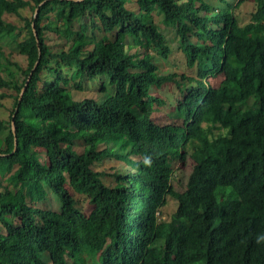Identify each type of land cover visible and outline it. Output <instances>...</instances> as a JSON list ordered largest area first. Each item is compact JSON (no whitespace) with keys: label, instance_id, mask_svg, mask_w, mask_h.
Instances as JSON below:
<instances>
[{"label":"trees","instance_id":"1","mask_svg":"<svg viewBox=\"0 0 264 264\" xmlns=\"http://www.w3.org/2000/svg\"><path fill=\"white\" fill-rule=\"evenodd\" d=\"M43 1L0 0V264H264V0Z\"/></svg>","mask_w":264,"mask_h":264},{"label":"rangeland","instance_id":"2","mask_svg":"<svg viewBox=\"0 0 264 264\" xmlns=\"http://www.w3.org/2000/svg\"><path fill=\"white\" fill-rule=\"evenodd\" d=\"M126 6L131 8V9H136V4L134 2V0H132L131 2H127ZM248 9L247 8H243V10L241 12H239V16L243 19H245L246 14H247ZM29 13V12H28ZM154 19L159 21V17L154 13L153 14ZM10 20L12 21V19L10 18ZM159 25L163 28L164 25L161 22H158ZM173 34V32L170 33L169 36H171ZM46 41L48 44L52 45L53 43H58V39L56 38V36L53 33H48L46 35ZM171 54L169 57L167 58H161L160 56H155L154 60H156V62L158 63L160 70L162 71H169V72H185L186 74L191 75V70L189 68H187L183 61H184V55L181 53L180 49L178 48L177 45V39H174L171 42ZM6 50L5 52L8 53L9 48L6 46ZM11 59H13V61H16L17 58L15 55H12ZM207 80H209L210 82L213 81L212 78L210 77H206ZM99 79L98 78H94L93 80L89 81L87 80V78H84V81L82 83L83 88L81 89V91H74L73 95L76 99H81V98H87V97H93L97 94V90H99L98 86H99ZM2 108H0V113L1 116L3 118H8V113L4 112L3 110H1ZM163 115V114H162ZM76 147L81 150V145H76ZM40 157H43L42 155ZM136 159V157H134ZM179 164L176 163L175 164V170L178 171ZM113 168V170H112ZM94 169L95 170H104L107 172H111V171H116V170H121V171H126L127 169H129L125 164H121L119 162H117L116 160H108L105 159L101 162H96L94 163ZM188 172V171H187ZM103 181L104 182H109L110 184H114V177H108V176H103ZM170 199V198H169ZM168 199V204L162 208L163 211V215L161 217H165V215H169V213H172L175 209L176 206V201L175 200H169ZM37 205L44 206V207H48V208H53V209H58L59 208V202L57 200V198L49 191L48 195L46 196L45 200L38 202ZM171 211V212H170Z\"/></svg>","mask_w":264,"mask_h":264},{"label":"water","instance_id":"3","mask_svg":"<svg viewBox=\"0 0 264 264\" xmlns=\"http://www.w3.org/2000/svg\"><path fill=\"white\" fill-rule=\"evenodd\" d=\"M44 1H46V0H44ZM43 2H41V3H43ZM36 11H37V8L35 10L34 16H36ZM25 87H26V83H25V86L21 89L20 96H21L22 92L24 91ZM11 128H12V131L14 133V146H16L17 145V140H16V136H15L14 114H12V118H11Z\"/></svg>","mask_w":264,"mask_h":264},{"label":"clouds","instance_id":"4","mask_svg":"<svg viewBox=\"0 0 264 264\" xmlns=\"http://www.w3.org/2000/svg\"><path fill=\"white\" fill-rule=\"evenodd\" d=\"M148 161L146 160V163H147ZM262 241H264V235H260L258 238H257V243H260V242H262Z\"/></svg>","mask_w":264,"mask_h":264}]
</instances>
